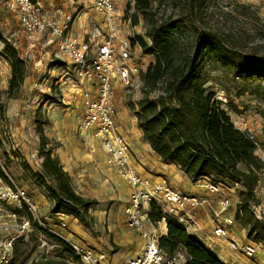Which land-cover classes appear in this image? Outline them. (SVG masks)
Instances as JSON below:
<instances>
[{
    "label": "trees",
    "instance_id": "obj_1",
    "mask_svg": "<svg viewBox=\"0 0 264 264\" xmlns=\"http://www.w3.org/2000/svg\"><path fill=\"white\" fill-rule=\"evenodd\" d=\"M130 8L134 11L133 24L137 25L141 17L145 27V34L136 35L133 44L154 55L141 72L142 97L135 110L144 139L164 163L178 166L191 181H239V211L249 209L264 161L256 154V141L235 126L209 83L221 85L223 76L259 79L253 92L264 98V17L251 5L224 0H134ZM1 40L2 55L11 72L6 98H18L28 76V59L17 46ZM0 112L3 121L6 116L1 100ZM50 122L38 109L35 125L43 172H35L25 156L12 149L0 159V178L11 184L7 172L17 159L46 187L56 209L73 207L76 217L82 218L96 201L75 191L70 175L54 156V146L44 129ZM46 178L54 184H48ZM164 218L168 231L159 238V245L170 256L184 251L185 264H225L183 224L152 203L150 221L157 223ZM28 220L56 242L62 249L60 256L79 261L65 239L43 228L30 212ZM15 263L13 258L11 264Z\"/></svg>",
    "mask_w": 264,
    "mask_h": 264
},
{
    "label": "rangeland",
    "instance_id": "obj_2",
    "mask_svg": "<svg viewBox=\"0 0 264 264\" xmlns=\"http://www.w3.org/2000/svg\"><path fill=\"white\" fill-rule=\"evenodd\" d=\"M134 0H117V8L125 17L132 19ZM224 2H235L251 5L254 10L264 17V0H224ZM215 21V18L213 19ZM145 34L144 21L140 17L139 23L135 25L134 35ZM7 39L10 43L18 47L21 55L27 56V42L25 34L19 26L17 14L7 8L6 0H0V100L5 109L6 118L0 119V137L3 140V146L0 147V159H3L5 153H10L12 149L23 152L25 160L35 171L42 173V163L38 148L40 145L39 135L36 132L35 116L41 110L44 118H49L50 124L44 125L45 133L50 143L57 152L62 151L68 155L70 164L61 163L62 166L69 169L71 183L75 191L96 203L89 212L82 218L76 217L73 207H61L56 209L54 201L47 191L46 187L26 169L17 159L8 168V177L11 185L15 184L24 189L33 200L40 201L41 210L37 218L41 220L42 225L49 232L65 239L71 246L74 243L70 233L74 230V223L79 225L83 232L88 233L91 238L103 236L104 243L97 244L108 252L110 258H115L121 253L133 251L137 252L139 247L136 243L139 239L128 240L129 235L135 236L134 232L127 228L124 223V207L128 202L130 187L123 181L115 184V177L106 168H100L90 162L89 157L83 155L84 148L81 146L80 137L76 128L78 116L76 114V104L71 97V89L66 77L63 76V62L51 51H33L32 57L28 59V76L21 88L18 98L7 99L6 88L10 78V64L4 59L2 49L4 44L1 39ZM139 45V44H138ZM41 53V56H40ZM138 53L144 60V70L154 60V55L146 54L142 51L140 45ZM214 74V73H213ZM63 78V79H62ZM256 80H232L223 76L222 84L213 85L217 92V97L224 102L225 108L238 128L253 134L257 143V156L264 161V98L261 93H254L253 87L259 83ZM66 82V83H65ZM141 80L135 85L120 84L119 95L121 96L122 107L128 115L134 117L135 110L138 108L139 100L142 97ZM73 102V103H72ZM232 104L236 109L230 108ZM78 110H80L78 108ZM2 112H0L1 114ZM56 124V127H52ZM53 131L58 132L59 139L51 135ZM54 156H57L54 153ZM13 158V157H12ZM87 161H86V159ZM43 159V158H42ZM86 161L83 163L82 161ZM244 168V166H241ZM106 176L104 175V173ZM258 182L254 191L255 197L251 202L249 209H239V193L237 190H225L223 195H232L234 208L232 213L235 215V222L230 226L235 238L240 242L252 241L258 245V253L255 257H248L241 252H237L240 262L244 264L260 263L264 264V168L258 174ZM202 180V179H200ZM48 184H54L53 180L46 178ZM202 182V181H201ZM8 185L4 180L0 181V188ZM191 186V184H189ZM204 188V187H202ZM205 189V188H204ZM181 191V189L178 188ZM206 190V189H205ZM209 193L208 191H206ZM196 194V193H194ZM198 195V194H197ZM203 197V196H201ZM220 196L209 193L208 199L212 205H215ZM198 209L192 212V215ZM16 211L17 218H11L10 212ZM97 212V215L94 214ZM116 212V215L114 214ZM211 217L214 218L213 210ZM66 221V226H61V216ZM100 216L104 219L100 220ZM35 218V217H34ZM114 218V219H113ZM23 220H28V212L22 208H15L13 204L6 203L0 199V239L17 234ZM119 229L115 234L117 246L113 243L114 236L107 231V226H114ZM32 230L23 237L16 240L14 259L15 264H76L74 260L68 257L60 256L61 248L48 235L31 224ZM79 232V231H78ZM74 239H77L74 237ZM77 241V240H76ZM134 242V245L131 244ZM114 246H116L114 248Z\"/></svg>",
    "mask_w": 264,
    "mask_h": 264
},
{
    "label": "built area",
    "instance_id": "obj_3",
    "mask_svg": "<svg viewBox=\"0 0 264 264\" xmlns=\"http://www.w3.org/2000/svg\"><path fill=\"white\" fill-rule=\"evenodd\" d=\"M84 1L101 17L100 22L84 36L72 32L70 19L64 21L44 16L39 0H6V4L17 14L19 26L25 34L28 44L25 58L32 57L40 45L55 44V56L69 59L63 76L72 87L70 93L74 104L82 109L78 132L95 140L96 145L90 146V151L94 153L100 148L107 165L132 188L126 208L127 226L140 231L143 246L126 264H185L186 255L177 252L170 256L160 247V237L154 229L148 227L151 222L150 205L156 203L165 214L190 228L193 225L192 212L206 205L208 200L176 189L165 177L158 180L146 177L132 163L130 142L118 130L116 85L138 84L144 70V60L138 53L139 45L133 44L135 25L130 17L119 12L117 0ZM248 135L254 139L253 134ZM201 186L220 196L212 209L214 217L221 220L213 230L214 237L227 241L233 251L255 257L259 249L255 242L242 243L231 237L229 227L235 222L233 197L222 194L225 190L239 191L241 183L204 178ZM0 199L15 208H25L42 225L37 218L39 207L24 189L15 184L5 185L0 188ZM9 216L16 219L17 212H10ZM64 216H61L62 227L67 225ZM31 230V222L23 220L17 234L0 239V264H11L16 240ZM72 247L79 257L76 264H107L109 256L104 249L81 244H73Z\"/></svg>",
    "mask_w": 264,
    "mask_h": 264
},
{
    "label": "crops",
    "instance_id": "obj_4",
    "mask_svg": "<svg viewBox=\"0 0 264 264\" xmlns=\"http://www.w3.org/2000/svg\"><path fill=\"white\" fill-rule=\"evenodd\" d=\"M39 1L42 5L43 14L47 18H56V19H61L64 21L66 19H70L71 30L76 35L84 36V34L92 26L97 25L101 19L97 11L84 0H39ZM42 46L43 45H40L38 48L35 49V51L40 50L41 53H44L45 51H51L52 53L55 54V49H56L55 44L44 45L43 47ZM41 53H40V56H41ZM59 59L61 62H63L64 69H66L69 66V59L66 57H62ZM116 90H117L116 101H117L118 110H119L118 119H117L118 130L130 142L132 163L134 164L136 169L142 175L153 178L155 180H158L159 177H165L169 180L172 186H174L176 189L178 188L181 189L182 192L191 193V194L196 193L199 196L208 197L209 193H207L206 192L207 190H205L201 186L202 180H197L195 182L191 181L179 169L178 166L174 164L164 163L161 157L152 150L150 144L144 139L142 129H140L137 124L136 115H134V117H131L130 115H128V113L123 107L122 109L120 108V104L122 103V101H121V96L118 93L120 90L119 85H116ZM73 107H76L75 112L78 118H80L79 116L81 115V111H82L81 107L79 105H75V106L73 105ZM78 108L80 110H78ZM55 127H56V124L52 127V129H54ZM77 127H78V124H77ZM76 131H77L78 136L80 137L81 146L84 148L82 152L83 155L86 158L89 157L90 162H92L97 167H100L101 169L104 167L108 168L112 176L115 177L114 179H112L114 180L115 184H118V182L123 181L130 187V192L128 194V199H127L128 202L124 207V214H125L124 223L127 226L126 208L130 202V194L132 192L131 186L129 185V183L119 178L115 174V170L107 165L106 160H105V154L100 148H98L97 151L94 153L90 151V146L96 145L95 140L91 139V137L89 136L80 134L77 128H76ZM51 135L55 137L56 139H59L58 132L53 131ZM53 151L54 153H56L57 157L61 160V163H64L67 165L70 164V160L68 161L67 159L68 155L66 152L62 151L61 154H59L57 150L55 149V147ZM21 153L23 154V152ZM86 161L84 160L82 162L86 163ZM42 162H43V159L41 158V163ZM106 168H104V170ZM64 169L69 174H71L69 169L66 168L65 166H64ZM103 173L106 176L105 172ZM189 184H191V186H189ZM40 201L42 202V200ZM40 201L35 200V202L37 203L39 207V210H41ZM212 209L213 207L210 201L208 200V203L206 205L199 208L192 215L193 225L190 228H187V230L194 237H196L199 241H201L215 256L220 258L225 264H244L240 262L237 252L233 251L230 248L229 243L227 241L218 240L214 237L213 230L217 226L218 223H221V220L216 219L215 217L214 218L211 217ZM94 214L97 215V212H94ZM114 214L116 215V212H114ZM102 219L104 218L100 216V220ZM74 225H75L74 230L72 233H70V235L73 237V240H74L73 244L89 245L90 247H93V248H101L100 246H96V245L97 244L102 245L105 242L103 239V236L98 237L96 241L95 238L97 236H92L91 238V236L88 233L83 232V229L79 225H76V223H74ZM148 227L153 228L159 237L166 235L168 231L167 223L166 221H163V220L157 223L150 222ZM129 230L133 231L135 236L129 235L127 237L129 239L126 241L139 239V241L136 243V246L139 247V249H137V252L135 253H133V251H130L127 253H121L120 255H117V257L113 259L109 257L107 260V264H126L127 261L131 257L136 255L141 250L143 246V238L141 236L140 231H137L135 229H130V228ZM229 230H230L231 237L236 239L234 231L232 232V228L229 227ZM107 231L108 233H110V235H107V236L111 238V235L113 234L112 236H114V238L112 239V241L114 244L117 243L115 234L119 233V229L116 227V225L107 226ZM74 237H76L77 239H74ZM242 243L244 242L242 241ZM117 244L115 245L117 246ZM131 244L134 245V242H131ZM116 246H114V248ZM182 252L184 253V251ZM186 259H187V256H186ZM257 263H253V264H257Z\"/></svg>",
    "mask_w": 264,
    "mask_h": 264
}]
</instances>
